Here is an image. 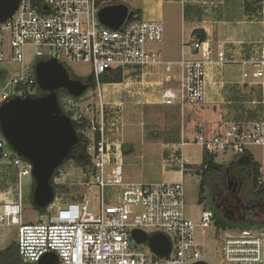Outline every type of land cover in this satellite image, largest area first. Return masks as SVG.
<instances>
[{
  "label": "built area",
  "instance_id": "2783aa9c",
  "mask_svg": "<svg viewBox=\"0 0 264 264\" xmlns=\"http://www.w3.org/2000/svg\"><path fill=\"white\" fill-rule=\"evenodd\" d=\"M126 1L19 0L13 14L0 21V62L20 65V70L12 76L1 71L0 104L16 97L44 94L37 85L34 65L50 59L64 66L65 62L87 64L88 76L95 80L97 98L95 102L89 94L78 97L67 94L61 103L58 97L60 108L73 125L88 123L79 129L87 140L88 160L81 165L87 173L86 188L80 198L67 199L52 211L48 205L49 213L38 221L25 222L21 218L20 177L30 175L31 166L11 149L0 133V160H5L4 164L13 169L19 179L13 192L8 189L0 193V226L16 227V244L23 264L38 262L51 251L57 256L55 264L206 262L208 254L196 240V231L206 234L212 226L219 238L220 264H264L261 228L238 227L232 232L227 228L217 229L213 212L206 208L197 218L188 215L184 179L151 183L125 178L118 121L105 120L106 103L100 90V76L105 72L119 69L125 79L130 72L151 68L164 75L165 84L160 83L159 91L163 105H195L205 101L210 69L239 63L244 68L243 78L263 77L264 50L258 46L245 50L242 44L237 50H226L224 45L215 48L211 39L193 37L187 44L191 57L181 55L177 60H169L159 47L165 32L163 22L139 19L130 10L116 29L100 22L99 9ZM29 45L34 48L32 63L25 53ZM187 144H195L209 154L242 155L252 146L264 145V122L231 121L221 130L198 125L193 139H182L176 149L173 158L181 170H186V165L190 164L181 151ZM52 176L53 182L58 184L63 173L58 167ZM94 188H97L95 192ZM106 188L112 191L108 202L105 201ZM10 191V197H1ZM56 199L54 194L53 201L58 203ZM133 230L147 236L163 234L171 244L169 252L158 255L147 240L138 242L132 235Z\"/></svg>",
  "mask_w": 264,
  "mask_h": 264
},
{
  "label": "crops",
  "instance_id": "0c3cea01",
  "mask_svg": "<svg viewBox=\"0 0 264 264\" xmlns=\"http://www.w3.org/2000/svg\"><path fill=\"white\" fill-rule=\"evenodd\" d=\"M125 4L129 7V10L139 11L141 19L163 22L167 33H164L163 41L159 44V47L162 49L164 57L169 60H177L181 55L191 57L187 44L194 37L193 31L195 29L205 32V39H211L213 47L224 45L226 50H237L242 44L245 50L253 46H258V48L264 50V0H127ZM240 55L238 53L237 57L239 58ZM243 69V66L239 63L226 64L220 69H210L206 78V97L202 103L166 106L159 99L156 105H147L141 110L145 113L147 125L149 123H160V125H151L147 129L143 126L144 130H141V127V135L139 134V137L137 136L134 139H153L147 143H161L163 145L160 146V152L158 153L162 157L163 171L172 173L173 178L171 181L184 179L186 175L185 169L181 170L178 162L173 158L181 141L175 143L172 139H188L185 137L187 131L194 130L195 132L198 125H203L207 129L221 130L231 121L245 123L262 121L259 120L260 115L258 114H260V111H256V116L249 114L251 107L246 105L243 94L248 93L247 95H250L253 103L257 101L258 104H264V85H262L264 75L261 78H243ZM255 93L257 95L253 96ZM256 97L259 100H256ZM224 101L225 113L229 114L230 118L226 117L229 118L226 122L219 123ZM209 111L210 116L207 113ZM262 114L264 115L263 111ZM169 118H174L172 120L174 123L170 127L167 124L165 125ZM116 125L118 132H121L118 135L120 139L126 134L125 131L132 129L127 125L125 127V123L122 121L119 124L116 123ZM138 125L139 122L132 126ZM107 126L109 125L107 124ZM111 139H114V137H111ZM190 139H193V137ZM128 147L133 150L131 145ZM181 151L185 157H189L184 154L183 150ZM247 151L261 165V180L264 181V158L261 160L256 159L250 148ZM163 155H166V157H163ZM189 163L194 164L190 161ZM127 177L125 175L126 179ZM128 180L130 179L128 178ZM6 226L2 225L1 227ZM249 226H252V224ZM14 228L16 227L7 226L6 230L0 229V250L15 241H11L16 233Z\"/></svg>",
  "mask_w": 264,
  "mask_h": 264
},
{
  "label": "rangeland",
  "instance_id": "374dc122",
  "mask_svg": "<svg viewBox=\"0 0 264 264\" xmlns=\"http://www.w3.org/2000/svg\"><path fill=\"white\" fill-rule=\"evenodd\" d=\"M164 33L166 34L167 30ZM25 53L27 58L30 57V62H34V48L30 45L26 46ZM65 67L67 68L71 77L79 79L88 77L89 67L87 64L65 62ZM2 70L6 71L7 76H12V74L20 70V65L9 62H0V72ZM2 78L3 76L0 77V87L2 84ZM160 83H164V75L151 68L142 70L139 69L130 72V74L125 76V79H123V81L119 84L100 83L103 102L106 103L105 120H117L119 122L122 121L125 123V127L127 125L132 128L125 131L124 133L126 134L122 136L123 144L125 143L127 147L129 145L133 147V150L128 155L123 154L124 172L125 175L128 176L127 179L129 178L130 180L158 183L162 181L170 182L173 178L172 173H165L163 171L162 157H160L158 153L160 152V146L163 145H161V143H147L153 139H134L137 136L139 137V134L141 133V127V130H144L143 126L146 127L145 129H147V127H150L151 125H160V123H149V125H147L148 122H145L147 119L145 117V113L141 112L143 107L147 105H156L159 102V91L162 85ZM95 92L96 89H92L90 87L85 91V94L92 95L94 99L92 101L96 102L97 98L95 96ZM247 94L248 93L243 94V99L246 105L251 107V109L249 108V114L256 116V111H260V114H258L260 115L259 120L264 121V115L262 114V111L264 112V104L257 103L256 100H259L258 97L255 98L256 102L253 103L250 95ZM256 95L257 94L255 93L253 96ZM67 96L68 95L66 92L59 91V102L62 103L65 101ZM224 104L225 101L222 104L223 111L221 112L222 116L221 120H219V123H224L230 118L229 114L225 113ZM112 111H116V113L114 114ZM207 113H209L208 115L210 116V111ZM172 120H174V118H169V120L165 122V125L167 124L170 127V125L174 123ZM138 122V126H132ZM140 122H142V124H140ZM137 127L139 128L138 130ZM119 133L121 132L119 131ZM194 133V130H188L185 136L188 139L185 140H191L190 138L193 137ZM118 139H120V137ZM172 141L178 143L181 141V139H172ZM250 149L256 159L261 160L264 158V146H252ZM182 150L186 156H189V161L194 163L186 166L187 170H185L186 175L184 176L186 213L193 218H197L202 209H211L213 207L211 197H216L217 190H219V186L217 185H219L218 181L220 179L219 176L216 175L219 171L208 176V183L207 186H205V192L203 194L204 199L202 202H199V183L201 179L200 171L202 169L199 165L201 161V149L195 144H187L182 148ZM239 156L240 155H234L231 152L216 154L214 156V161L222 166V170L234 164ZM163 157H166V155H163ZM0 162H2V160H0ZM4 163H6L5 160L0 163V193H4L8 191V189L13 192L19 183L18 175L13 169ZM59 169L62 171L63 176L60 178V183H58L59 185H57L56 189V202L58 203H55V201L51 202V204L48 206L51 211L57 206L62 205L67 199L80 198L81 194H84L86 188L85 182L87 180V173L83 171L81 165L77 164L75 161L67 160L59 166ZM32 183L33 181L31 175H24L20 177V188L23 196L21 218L23 221L35 222L40 220L43 214L40 215L39 211L36 209V206L33 204V201L30 202L28 199ZM262 183L264 185V181H262ZM249 185L250 184L247 183L248 188ZM61 186L66 188H62ZM96 190L97 188H94V192ZM11 191L10 194H2L1 197L6 195L10 197ZM111 194V189L106 188V202L109 201ZM46 213H49L48 209L46 212H44V214ZM252 226H257L264 232L263 225L253 224ZM226 228V230L232 232L235 231L238 226H236L233 222H229ZM0 229L6 230L7 226L3 228L0 226ZM14 229L16 232V228ZM13 240H15V242L17 240L16 233L11 241ZM196 240L203 245L204 249L206 250V254H208V259L206 262L208 264H220V243L214 226L208 228L206 230V234H201L200 231L197 230Z\"/></svg>",
  "mask_w": 264,
  "mask_h": 264
},
{
  "label": "water",
  "instance_id": "95a60500",
  "mask_svg": "<svg viewBox=\"0 0 264 264\" xmlns=\"http://www.w3.org/2000/svg\"><path fill=\"white\" fill-rule=\"evenodd\" d=\"M19 0H0V21L8 19L16 10ZM125 3L107 5L97 15L102 24L116 29L128 16ZM34 73L39 89L44 94L36 97H16L0 104V133L11 149L31 166L33 181L32 201L41 209L51 204L54 190L50 183L54 171L67 159L78 143V134L69 117L59 106V91L78 97L90 88L88 77H71L67 68L55 59L38 61ZM264 201V196L262 197ZM133 237L147 240L158 255H166L170 242L160 233L147 236L133 230ZM56 253L51 251L35 263L55 264ZM194 264H207L199 261Z\"/></svg>",
  "mask_w": 264,
  "mask_h": 264
},
{
  "label": "trees",
  "instance_id": "16d2710c",
  "mask_svg": "<svg viewBox=\"0 0 264 264\" xmlns=\"http://www.w3.org/2000/svg\"><path fill=\"white\" fill-rule=\"evenodd\" d=\"M98 2H101L103 0H97ZM116 1V0H112ZM131 13L137 16V18L140 19V14L139 11L137 10H130ZM193 35L195 38L204 40L206 38L205 32L195 29L193 31ZM3 74L0 72V77H2ZM123 81V75L121 70H113L109 72H105L100 76V83H121ZM95 80L92 77L90 87L92 89L95 88ZM88 123L84 121L81 126H78L77 124H74V127L78 133V143L75 145V147L70 151L67 160L75 161L77 164L82 165L85 164L86 161L88 160L87 155L85 154V145L87 143L86 137L82 134L79 133L80 127H86ZM98 133H96V138H98ZM122 151L123 154H129L132 151L131 147H127V145L123 144L122 145ZM214 156L215 154H209L205 150H202V159L201 163L199 164L200 167L202 168L200 171V183H199V202H202L204 199V192H205V186H207V180L208 176L212 173H216L221 170L222 166L214 161ZM242 161L245 162V164L250 168L251 171V176H250V185L249 187L251 188V193L254 196H264V185L261 181V165L259 162H257L252 154L248 151H246L244 154L240 156ZM64 161V162H65ZM50 183L53 187L54 194L56 196L57 194V185L53 182V176L50 180ZM63 185V184H60ZM62 188H66L64 186H61ZM32 191H33V183L31 184V188L29 191L28 199L30 202H32ZM36 209L39 211L40 215L44 214V212L47 211V208L41 209L36 206ZM213 212V219H214V225L216 226L217 229H226L228 221L215 207H212L210 209ZM236 226L243 228L249 226L248 224H235ZM259 225V224H258ZM0 264H23L20 260L19 254H18V249H17V244L16 242H11L7 247L3 248L0 250Z\"/></svg>",
  "mask_w": 264,
  "mask_h": 264
},
{
  "label": "flooded vegetation",
  "instance_id": "af4514ba",
  "mask_svg": "<svg viewBox=\"0 0 264 264\" xmlns=\"http://www.w3.org/2000/svg\"><path fill=\"white\" fill-rule=\"evenodd\" d=\"M91 83V77L88 76ZM219 176V190L212 196V205L228 221L235 224H259L264 226V201L262 196H254L250 184L251 171L244 161H237L216 174Z\"/></svg>",
  "mask_w": 264,
  "mask_h": 264
}]
</instances>
